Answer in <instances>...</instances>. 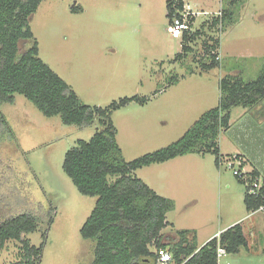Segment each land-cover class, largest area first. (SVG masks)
I'll return each mask as SVG.
<instances>
[{"label": "rangeland", "instance_id": "obj_1", "mask_svg": "<svg viewBox=\"0 0 264 264\" xmlns=\"http://www.w3.org/2000/svg\"><path fill=\"white\" fill-rule=\"evenodd\" d=\"M185 1L190 16L196 15L191 31L207 28L223 8L228 15L218 30L204 28L206 35L183 58H177L181 38L168 32V0H42L30 19L38 57L83 104L105 108L123 98L146 99L111 115L119 160L130 162L181 139L218 106L221 79L248 83L263 71L264 0ZM207 36L219 38L220 64L204 71L199 60ZM29 45L21 41L20 52ZM0 111L9 129L0 135V221L22 213L37 218V230L26 237L32 246L44 243L39 264H91L94 242L83 239L80 229L96 198L78 192L62 163L78 140L92 138L96 125L45 117L19 94ZM229 125L217 140L219 166L212 153H193L141 168L135 176L172 202L163 232L172 237L190 230L202 243L218 227L243 220L248 247L223 255L218 264H264V211H246L245 186L226 166L239 153L248 166L264 171V99L231 109ZM20 248L7 241L0 264L18 261Z\"/></svg>", "mask_w": 264, "mask_h": 264}, {"label": "trees", "instance_id": "obj_2", "mask_svg": "<svg viewBox=\"0 0 264 264\" xmlns=\"http://www.w3.org/2000/svg\"><path fill=\"white\" fill-rule=\"evenodd\" d=\"M42 0H0V105L14 102L19 94L30 101L45 117L59 116L66 125L87 127L96 125L89 141L78 140L66 151L62 163L63 172L78 192L95 197L94 207L80 229L83 239L94 242V258L91 264H156L155 251L164 248L171 254L170 264H218L217 249L225 254H235L247 241L240 224H235L213 237L200 248L195 234L190 230L175 232L163 243L162 231L169 225L166 213L172 202L158 195L146 183L135 176V171L154 164H161L187 154L210 152L219 166L223 156L219 154V134L227 130L231 109L250 108L264 99V68L254 81L239 83L236 78H223L219 89L218 106L204 113L178 141L165 148L145 154L130 162L117 159L120 152L116 142V129L111 115L131 102L145 103L136 96L120 99L105 108L83 104L75 92L39 57L37 42L29 23ZM184 0H168L167 17H180L184 12ZM228 13L222 9L205 28L186 31L181 36V51L177 58L191 52L192 43L205 36V29L223 27ZM192 27L194 17L188 16ZM30 41L20 52L19 43ZM219 38L207 36L204 57L200 68L209 71L219 67ZM8 130L6 118L0 111V135ZM235 156L240 159L239 155ZM230 156V157H231ZM244 163L241 161L242 168ZM239 178L245 186L244 206L247 212L264 206V180L256 195L248 193L253 182H259L256 169ZM38 228L37 218L28 213L11 216L0 221V251L9 240L20 243V259L13 264H39L44 243L35 247L26 237Z\"/></svg>", "mask_w": 264, "mask_h": 264}, {"label": "built area", "instance_id": "obj_3", "mask_svg": "<svg viewBox=\"0 0 264 264\" xmlns=\"http://www.w3.org/2000/svg\"><path fill=\"white\" fill-rule=\"evenodd\" d=\"M191 14L192 13L190 11L185 9V6H184V12L180 14V17H177L176 14H173L172 22L170 23L168 27V32L171 34L173 38L180 39L184 32L191 30V27L189 26V19H188V16H190ZM217 59L219 60V55ZM236 165H237V168L235 169ZM226 166L233 170L232 172L234 176L241 178V179H246V176L244 175L245 172H243L242 170H239L241 167L240 159H237L235 156H231L228 159H226ZM259 188H260V182H253L251 185V188H249L248 190V193L251 195H256ZM263 211H264V206H260L256 211H252L250 213L254 214V213L263 212ZM155 254H156V264H170L172 262L171 254L168 251H166L164 248L156 249ZM223 255H225L224 249L218 248L217 249V261Z\"/></svg>", "mask_w": 264, "mask_h": 264}, {"label": "crops", "instance_id": "obj_4", "mask_svg": "<svg viewBox=\"0 0 264 264\" xmlns=\"http://www.w3.org/2000/svg\"><path fill=\"white\" fill-rule=\"evenodd\" d=\"M184 3H185V9H187L188 11H191L190 9H188V6L186 5V1L184 0ZM192 13V12H191ZM196 15H194V17H195ZM195 20V19H194ZM235 155H239L240 156V160L244 163V165H243V167H242V171L243 172H245V173H248V172H250V171H252L253 169H256L257 171H258V173H259V182L260 181H262V180H264V171L263 170H260L258 167H250V166H248L247 165V161H246V159L244 158V156L242 155V154H239V153H236ZM242 222H243V220H241L239 223H237V221L236 222H234V223H231L230 225L231 226H233L232 224H234L235 225V223L236 224H240V226H241V228H242V231H243V234H244V236H245V238H246V241H247V235L244 233V228H243V226H242ZM229 226V225H228ZM230 226V227H231ZM227 227V226H226ZM226 227H223V228H221V227H218V229L216 230V231H214V232H212V233H209V235L205 238V239H203V241H202V243H199L198 241H197V239H196V244H197V246L200 248L201 246H203L206 242H208L210 239H212L213 237H216V236H218L222 231H224V228H226ZM166 229V228H165ZM164 229V230H165ZM226 230V229H225ZM162 233L164 234V239H163V243H167L168 242V240H169V233L168 234H166L165 232H163L162 231ZM205 242V243H204ZM203 244V245H202ZM248 247V246H247Z\"/></svg>", "mask_w": 264, "mask_h": 264}]
</instances>
